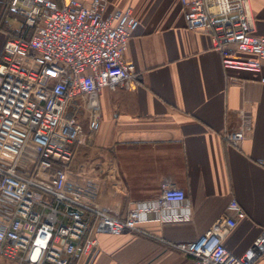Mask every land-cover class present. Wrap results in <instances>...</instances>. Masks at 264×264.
I'll return each mask as SVG.
<instances>
[{"label": "crops", "instance_id": "obj_1", "mask_svg": "<svg viewBox=\"0 0 264 264\" xmlns=\"http://www.w3.org/2000/svg\"><path fill=\"white\" fill-rule=\"evenodd\" d=\"M250 1L255 34L264 37V0ZM108 2L110 11L132 8L139 21L124 54L139 79L102 89L99 130L79 118L82 135L68 180L89 204L122 219L136 204L159 198L162 184L175 185L186 192L189 218L141 224L164 241L92 231L98 246L74 264H189L190 257L169 243L190 242L215 228L234 199L245 216L225 246L243 255L264 231V63L257 74L226 70L211 38L186 27L180 0ZM10 19L21 22L8 17V28L0 25V56L9 33L22 25ZM238 131L243 139L230 144L226 135ZM31 166L23 158L17 170ZM13 208L0 200V224L9 222ZM0 264L30 263L0 256ZM256 264H264V255Z\"/></svg>", "mask_w": 264, "mask_h": 264}, {"label": "built area", "instance_id": "obj_2", "mask_svg": "<svg viewBox=\"0 0 264 264\" xmlns=\"http://www.w3.org/2000/svg\"><path fill=\"white\" fill-rule=\"evenodd\" d=\"M180 2L186 27L211 38L226 70L261 71L264 37L255 34L250 0ZM108 7V0L9 4L23 23L18 35L9 33L0 56V200L14 204L9 222L0 224V256L30 264H74L98 246L92 231L135 232L164 241L141 224L189 218L186 192L175 185L162 184L159 198L136 204L122 219L89 204L84 190L68 180L82 135L79 118H87L92 132L99 130L102 89L139 79L135 65L124 58L139 21L130 7ZM242 139L241 131L226 135L233 145ZM23 158L32 165L26 173L17 170ZM244 216L234 199L215 228L169 245L189 256V264H256L264 255V231L241 256L225 246V237Z\"/></svg>", "mask_w": 264, "mask_h": 264}, {"label": "trees", "instance_id": "obj_3", "mask_svg": "<svg viewBox=\"0 0 264 264\" xmlns=\"http://www.w3.org/2000/svg\"><path fill=\"white\" fill-rule=\"evenodd\" d=\"M11 0H0V25L4 28H8L7 18H19L21 20V23H23V17L17 16L14 12L9 10V4ZM18 31L13 32V35H18Z\"/></svg>", "mask_w": 264, "mask_h": 264}, {"label": "rangeland", "instance_id": "obj_4", "mask_svg": "<svg viewBox=\"0 0 264 264\" xmlns=\"http://www.w3.org/2000/svg\"><path fill=\"white\" fill-rule=\"evenodd\" d=\"M9 23L10 24H12L13 26H19L20 25V21H16V20H12V19H10L9 20ZM17 29V28H16ZM13 34V33H12Z\"/></svg>", "mask_w": 264, "mask_h": 264}]
</instances>
